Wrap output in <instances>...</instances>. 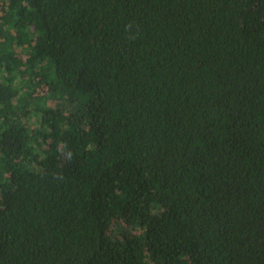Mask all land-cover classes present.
<instances>
[{"label": "trees", "instance_id": "trees-1", "mask_svg": "<svg viewBox=\"0 0 264 264\" xmlns=\"http://www.w3.org/2000/svg\"><path fill=\"white\" fill-rule=\"evenodd\" d=\"M0 264H264V0H0Z\"/></svg>", "mask_w": 264, "mask_h": 264}, {"label": "rangeland", "instance_id": "rangeland-1", "mask_svg": "<svg viewBox=\"0 0 264 264\" xmlns=\"http://www.w3.org/2000/svg\"><path fill=\"white\" fill-rule=\"evenodd\" d=\"M46 93V89H38L37 91H36V94H38V95H43V94H45Z\"/></svg>", "mask_w": 264, "mask_h": 264}]
</instances>
